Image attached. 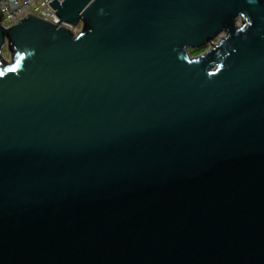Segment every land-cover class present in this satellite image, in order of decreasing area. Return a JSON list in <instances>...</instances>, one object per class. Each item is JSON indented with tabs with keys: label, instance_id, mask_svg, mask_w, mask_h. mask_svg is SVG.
<instances>
[{
	"label": "water",
	"instance_id": "obj_1",
	"mask_svg": "<svg viewBox=\"0 0 264 264\" xmlns=\"http://www.w3.org/2000/svg\"><path fill=\"white\" fill-rule=\"evenodd\" d=\"M48 5L0 24V264H264V0Z\"/></svg>",
	"mask_w": 264,
	"mask_h": 264
},
{
	"label": "built area",
	"instance_id": "obj_2",
	"mask_svg": "<svg viewBox=\"0 0 264 264\" xmlns=\"http://www.w3.org/2000/svg\"><path fill=\"white\" fill-rule=\"evenodd\" d=\"M52 0H0L1 26L10 28L29 15L49 23H56ZM61 3L64 0H56Z\"/></svg>",
	"mask_w": 264,
	"mask_h": 264
},
{
	"label": "rangeland",
	"instance_id": "obj_3",
	"mask_svg": "<svg viewBox=\"0 0 264 264\" xmlns=\"http://www.w3.org/2000/svg\"><path fill=\"white\" fill-rule=\"evenodd\" d=\"M79 29H80V26H77L75 28L74 32L79 31ZM205 50H206V48L205 49H201V50H195V51L189 50V55L192 56V57H195V56H198V55L202 54ZM2 55H3V57L5 59H8V54H7L5 49H3Z\"/></svg>",
	"mask_w": 264,
	"mask_h": 264
}]
</instances>
